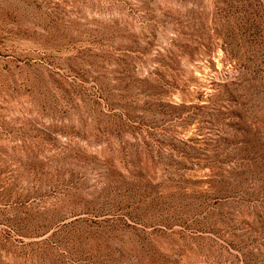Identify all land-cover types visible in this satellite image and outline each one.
<instances>
[{"label":"rangeland","instance_id":"374dc122","mask_svg":"<svg viewBox=\"0 0 264 264\" xmlns=\"http://www.w3.org/2000/svg\"><path fill=\"white\" fill-rule=\"evenodd\" d=\"M0 264H264V0H0Z\"/></svg>","mask_w":264,"mask_h":264}]
</instances>
